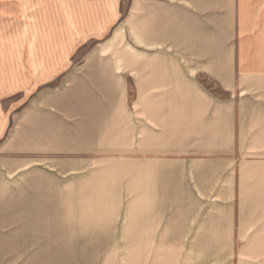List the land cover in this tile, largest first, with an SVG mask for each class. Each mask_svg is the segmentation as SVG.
I'll use <instances>...</instances> for the list:
<instances>
[{"label":"crops","instance_id":"0c3cea01","mask_svg":"<svg viewBox=\"0 0 264 264\" xmlns=\"http://www.w3.org/2000/svg\"><path fill=\"white\" fill-rule=\"evenodd\" d=\"M86 91L136 93L142 154L126 171L149 201L148 251L235 234L214 220L264 218V0H0V146L58 138ZM22 98L23 128L10 112Z\"/></svg>","mask_w":264,"mask_h":264},{"label":"rangeland","instance_id":"374dc122","mask_svg":"<svg viewBox=\"0 0 264 264\" xmlns=\"http://www.w3.org/2000/svg\"><path fill=\"white\" fill-rule=\"evenodd\" d=\"M123 46L124 39L117 47ZM81 97L85 115H71L68 127L55 124L58 138L39 140L37 147L9 134L2 141L0 264H148L158 257L163 264H264V218L214 220L215 231L230 226L235 234L183 236L176 246L162 237L165 250L148 251L141 228L149 201L142 195L141 172L126 171L128 159L136 168L142 154L136 93L86 91ZM26 99L10 106L13 118L25 120L22 128L28 126ZM127 116H133L128 130ZM14 130L15 124L8 131ZM184 194L182 188L181 201ZM160 206L169 213L178 208ZM181 207L183 215L190 212L188 203Z\"/></svg>","mask_w":264,"mask_h":264}]
</instances>
